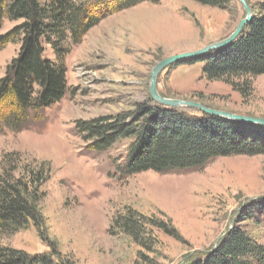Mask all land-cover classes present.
Segmentation results:
<instances>
[{"label":"rangeland","instance_id":"obj_1","mask_svg":"<svg viewBox=\"0 0 264 264\" xmlns=\"http://www.w3.org/2000/svg\"><path fill=\"white\" fill-rule=\"evenodd\" d=\"M250 9L264 0H247ZM244 12L235 0L228 10L191 0H156L119 11L68 41L64 58L67 91L31 129L0 132V160L20 152L50 164L39 209L42 240L30 225L4 239L28 254L60 252L63 264H187L215 248L238 228L264 245V155L218 157L200 169L123 177L117 167L132 139L93 152L75 131L77 120L115 115L150 97L153 67L170 56L195 52L227 37ZM20 21L4 19L0 35ZM20 40L0 49V78L18 54ZM45 55L54 59L45 46ZM180 61L157 78L160 96L197 102L213 110L264 119V75L251 78L253 92L241 96L225 80H209L203 62ZM183 109L193 115L198 112ZM168 197V204L161 200ZM132 208L165 215L179 237L155 232L147 252L111 230L117 213Z\"/></svg>","mask_w":264,"mask_h":264},{"label":"trees","instance_id":"obj_2","mask_svg":"<svg viewBox=\"0 0 264 264\" xmlns=\"http://www.w3.org/2000/svg\"><path fill=\"white\" fill-rule=\"evenodd\" d=\"M156 0H0V29L4 19L20 21L0 35V49L20 40L18 54L0 78V132L31 129L43 120L46 108L67 91L64 58L69 42L79 43L101 20L122 10ZM228 10L235 0H191ZM247 1V0H246ZM247 3H249L247 1ZM253 17L228 46L187 63L203 62L209 80H225L241 96L253 92L251 78L264 75V1L251 8ZM45 46L54 59L45 55ZM76 133L86 149L103 152L122 139H132L117 167L123 177L152 171L159 174L200 169L218 157L264 155V127L232 122L183 109L166 108L151 97L127 111L77 120ZM50 164L9 152L0 160V264H63L51 245L49 251L28 254L4 243L32 225L42 238L44 219L41 190L50 179ZM264 212V210L262 211ZM111 230L126 235L150 252L155 232L178 238V230L165 215L146 216L132 208L117 213ZM187 264H264V245L238 228L231 229L215 248Z\"/></svg>","mask_w":264,"mask_h":264},{"label":"water","instance_id":"obj_3","mask_svg":"<svg viewBox=\"0 0 264 264\" xmlns=\"http://www.w3.org/2000/svg\"><path fill=\"white\" fill-rule=\"evenodd\" d=\"M238 4L241 6L244 16L239 20L237 25L235 26L234 30L224 39L210 44L198 51L195 52H188V53H182L174 56H170L168 58H165L161 61H159L152 69L150 74V97L158 104L166 107V108H189L194 109L196 112H198L201 115H208L213 116L217 118H222L225 120H229L232 122H239L244 124H250V125H258L264 127V119L262 118H256V117H249V116H242V115H236L229 112L224 111H218L213 110L211 108L205 107L197 102L192 101H186V100H178V99H168L160 96V94L157 91V78L163 72L165 69L169 68L170 66L184 60L188 59H196L199 57H202L204 55H207L211 52L220 50L232 42H234L238 36L243 32L245 27L251 22V19L253 17V14L251 12V9L249 7V4L246 0H236Z\"/></svg>","mask_w":264,"mask_h":264},{"label":"bare ground","instance_id":"obj_4","mask_svg":"<svg viewBox=\"0 0 264 264\" xmlns=\"http://www.w3.org/2000/svg\"><path fill=\"white\" fill-rule=\"evenodd\" d=\"M162 199L163 200H161V202L163 203V205H167L168 204V197L165 195Z\"/></svg>","mask_w":264,"mask_h":264}]
</instances>
